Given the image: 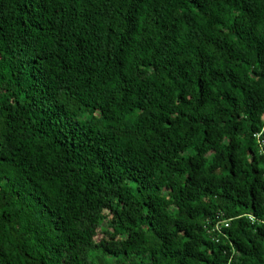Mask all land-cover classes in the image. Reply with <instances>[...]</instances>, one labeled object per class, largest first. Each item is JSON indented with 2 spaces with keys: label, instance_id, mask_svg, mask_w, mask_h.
<instances>
[{
  "label": "trees",
  "instance_id": "16d2710c",
  "mask_svg": "<svg viewBox=\"0 0 264 264\" xmlns=\"http://www.w3.org/2000/svg\"><path fill=\"white\" fill-rule=\"evenodd\" d=\"M0 264H264V0H0Z\"/></svg>",
  "mask_w": 264,
  "mask_h": 264
},
{
  "label": "built area",
  "instance_id": "2783aa9c",
  "mask_svg": "<svg viewBox=\"0 0 264 264\" xmlns=\"http://www.w3.org/2000/svg\"><path fill=\"white\" fill-rule=\"evenodd\" d=\"M256 137L258 138V135H256ZM259 143L261 144V142L259 141ZM215 228H217V227H215Z\"/></svg>",
  "mask_w": 264,
  "mask_h": 264
}]
</instances>
